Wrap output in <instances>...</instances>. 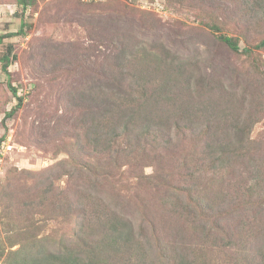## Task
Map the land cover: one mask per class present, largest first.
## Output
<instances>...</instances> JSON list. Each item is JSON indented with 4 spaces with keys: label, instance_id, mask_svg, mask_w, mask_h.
I'll list each match as a JSON object with an SVG mask.
<instances>
[{
    "label": "rangeland",
    "instance_id": "rangeland-1",
    "mask_svg": "<svg viewBox=\"0 0 264 264\" xmlns=\"http://www.w3.org/2000/svg\"><path fill=\"white\" fill-rule=\"evenodd\" d=\"M0 35V264H264V0H0ZM95 92L134 120L99 139Z\"/></svg>",
    "mask_w": 264,
    "mask_h": 264
},
{
    "label": "trees",
    "instance_id": "trees-1",
    "mask_svg": "<svg viewBox=\"0 0 264 264\" xmlns=\"http://www.w3.org/2000/svg\"><path fill=\"white\" fill-rule=\"evenodd\" d=\"M20 2H22L23 4H27V2H29V0H20ZM20 32H22V29ZM5 36L6 35H0V43L4 40ZM219 37L234 52H249L250 51L249 48L241 49L238 39L233 37V36L220 35ZM257 46H260V45H257ZM0 62L2 63L3 70L8 73L9 72L8 69H9V65H10V60H9L8 56H6V55L0 56ZM108 82H109V80H108ZM108 82H107V86H108ZM13 91L15 94L17 93L15 88H13ZM92 102H93V107L91 109V113H92L93 119L96 122V128L98 131L97 134H98L99 139H101L103 136L109 135V133L107 132V130H108L107 124L108 123L113 124L112 117H109V115L113 116L118 112L120 119L125 118L128 115V111H124V113L121 115L119 113V110H120V107H122V105L118 104L112 96H108V94H105V92H99V93L95 92L93 99H92ZM9 114H11V113H9ZM134 117H135V112L131 111V115L128 118L121 119L120 121H122V120H123V122L126 121L127 125H129V122L132 121V118L134 120ZM111 127H112V129L110 131L113 133L114 132V126L111 125ZM107 144L108 145L111 144L110 140L107 142ZM99 145H102V143L99 142ZM221 159H224V158H221ZM256 178L259 179L257 181V183L256 184L255 183L248 184V186L246 188L247 189L246 191L249 194L248 197L246 198V204H249L250 202H252V200L250 198L252 197L254 190L257 191L259 189V187L264 188L263 176H261V177L256 176ZM258 184H259V186H258ZM245 186H244V188H245ZM245 195H247V194H245V193L241 194V196H244V197H245ZM210 203H214V202L213 201L209 202L208 205L205 206V209H202V214L208 213V216H210V217H208V216L207 217L210 220V222L212 223L211 226L213 228L210 227V229L208 231H210V230L218 231L220 226L218 225L217 221H216V225L213 224L215 222V218L212 219L211 214L215 212V209ZM187 208H188V211H190L192 206L188 205ZM193 212L198 213V211L195 208H193ZM196 216L198 217V215H196ZM222 230H224V229L222 228ZM230 236L231 235H229V237ZM226 244L230 245L231 242L226 243Z\"/></svg>",
    "mask_w": 264,
    "mask_h": 264
},
{
    "label": "built area",
    "instance_id": "built-area-1",
    "mask_svg": "<svg viewBox=\"0 0 264 264\" xmlns=\"http://www.w3.org/2000/svg\"><path fill=\"white\" fill-rule=\"evenodd\" d=\"M86 1H104V0H86Z\"/></svg>",
    "mask_w": 264,
    "mask_h": 264
}]
</instances>
